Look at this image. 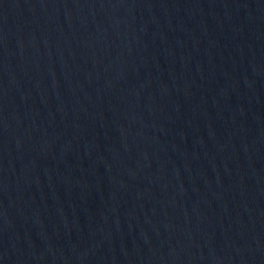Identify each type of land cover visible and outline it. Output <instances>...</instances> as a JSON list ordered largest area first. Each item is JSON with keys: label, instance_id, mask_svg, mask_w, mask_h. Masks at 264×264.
I'll list each match as a JSON object with an SVG mask.
<instances>
[{"label": "water", "instance_id": "obj_1", "mask_svg": "<svg viewBox=\"0 0 264 264\" xmlns=\"http://www.w3.org/2000/svg\"><path fill=\"white\" fill-rule=\"evenodd\" d=\"M0 264H264V0H0Z\"/></svg>", "mask_w": 264, "mask_h": 264}]
</instances>
